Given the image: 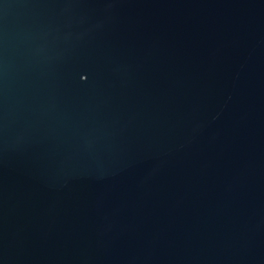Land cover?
<instances>
[{
	"label": "water",
	"instance_id": "obj_1",
	"mask_svg": "<svg viewBox=\"0 0 264 264\" xmlns=\"http://www.w3.org/2000/svg\"><path fill=\"white\" fill-rule=\"evenodd\" d=\"M0 264H264V0H0Z\"/></svg>",
	"mask_w": 264,
	"mask_h": 264
}]
</instances>
